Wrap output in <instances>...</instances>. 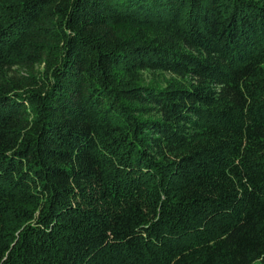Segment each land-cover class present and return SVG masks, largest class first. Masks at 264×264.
<instances>
[{"label":"trees","instance_id":"trees-1","mask_svg":"<svg viewBox=\"0 0 264 264\" xmlns=\"http://www.w3.org/2000/svg\"><path fill=\"white\" fill-rule=\"evenodd\" d=\"M0 264H264V0H0Z\"/></svg>","mask_w":264,"mask_h":264},{"label":"rangeland","instance_id":"rangeland-1","mask_svg":"<svg viewBox=\"0 0 264 264\" xmlns=\"http://www.w3.org/2000/svg\"><path fill=\"white\" fill-rule=\"evenodd\" d=\"M142 75L145 78V80H149V79H156L158 82H161L163 85H165V80L169 79V78H178V76H176L173 73L170 72H163V71H150V70H144L142 71Z\"/></svg>","mask_w":264,"mask_h":264}]
</instances>
